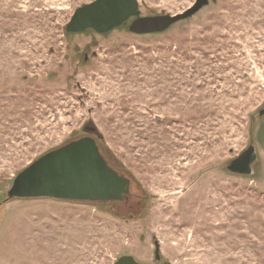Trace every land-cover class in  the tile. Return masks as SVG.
Here are the masks:
<instances>
[{
	"label": "rangeland",
	"instance_id": "obj_1",
	"mask_svg": "<svg viewBox=\"0 0 264 264\" xmlns=\"http://www.w3.org/2000/svg\"><path fill=\"white\" fill-rule=\"evenodd\" d=\"M92 1L0 0V264H155L156 245L162 263L264 264V0H208L160 32L134 17L67 32ZM136 1L148 17L196 0ZM86 136L130 179L124 200L7 199ZM251 143V174L228 171Z\"/></svg>",
	"mask_w": 264,
	"mask_h": 264
},
{
	"label": "water",
	"instance_id": "obj_2",
	"mask_svg": "<svg viewBox=\"0 0 264 264\" xmlns=\"http://www.w3.org/2000/svg\"><path fill=\"white\" fill-rule=\"evenodd\" d=\"M207 2L208 0H196L191 7L176 15L140 17L136 0H94L76 8L65 28L67 32L73 33L92 29L104 34L134 17L129 26L131 32H160L173 23L192 16ZM258 113L260 116L264 115V107ZM256 137L257 142L263 145L264 122H261ZM254 159L255 151L252 147L249 154L230 161L226 167L233 173L251 174L250 164ZM248 162V167L244 166ZM129 186L127 177L119 175L108 166L95 139L86 136L40 155L13 179L7 196L10 199L45 197L77 202H111L123 200V196L129 192ZM154 254L159 260L157 245ZM113 264L144 263H138L127 255Z\"/></svg>",
	"mask_w": 264,
	"mask_h": 264
},
{
	"label": "flooded vegetation",
	"instance_id": "obj_3",
	"mask_svg": "<svg viewBox=\"0 0 264 264\" xmlns=\"http://www.w3.org/2000/svg\"><path fill=\"white\" fill-rule=\"evenodd\" d=\"M84 59H86V54L84 55ZM258 117H259V121H258V123H259V126H260V124H261V119L264 117V115H262V116H260L259 115V113H258ZM259 128V127H258ZM258 128H257V130H258ZM257 130L255 131V135H254V137H255V139L257 140V137H256V133H257ZM253 147V151H254V145H253V143H251L250 145H249V147L245 150V151H243V153L241 154V155H239L237 158H241L242 156H244L245 154H249V150H251L252 149V147ZM250 147H251V149H250ZM236 158V159H237ZM256 161V153H255V159L251 162V164H250V166L254 163ZM248 164H249V162L248 163H245L244 164V166H247L248 167ZM108 166H110L111 168L113 167L111 164L110 165H108ZM250 168H252V166L250 167ZM113 169V168H112ZM117 171V170H116ZM118 173V172H117ZM119 175H121L120 173H118ZM237 174V173H236ZM238 174H242V173H238ZM123 176V175H122ZM124 177V176H123ZM126 177V176H125ZM128 178V177H127ZM129 179V178H128ZM129 184H130V179H129ZM131 185V184H130ZM129 190H130V186H129ZM129 193V192H128ZM127 193V194H128ZM127 194H125V195H127ZM124 197L125 196H123V200H124ZM111 201H115V200H111ZM122 201V200H121ZM110 202V201H109ZM154 260L156 261V263L155 264H164V263H162V262H160V259L159 260H157L156 258H155V256H154ZM148 264H150V263H148Z\"/></svg>",
	"mask_w": 264,
	"mask_h": 264
},
{
	"label": "trees",
	"instance_id": "obj_4",
	"mask_svg": "<svg viewBox=\"0 0 264 264\" xmlns=\"http://www.w3.org/2000/svg\"><path fill=\"white\" fill-rule=\"evenodd\" d=\"M96 142V141H95ZM99 152H100V150H99ZM107 163V162H106ZM108 165H110V164H108ZM114 170H116L114 167H112ZM228 170V169H227ZM229 171V170H228ZM118 172V171H117ZM231 172V171H230ZM119 173V172H118ZM233 173V172H232ZM236 174V173H235ZM241 175H250V174H241ZM128 195V194H127ZM127 195H125V196H127ZM12 198H18V197H12ZM7 199H10V198H8V196H7ZM21 199V198H20ZM124 199H125V197H124ZM116 201V200H115ZM117 202V201H116ZM93 203H101V202H93ZM119 203V202H118Z\"/></svg>",
	"mask_w": 264,
	"mask_h": 264
}]
</instances>
